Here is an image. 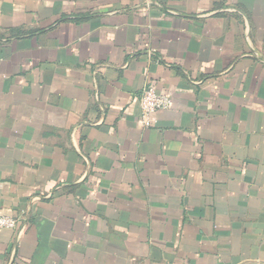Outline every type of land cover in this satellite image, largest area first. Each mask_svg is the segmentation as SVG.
<instances>
[{"label": "crops", "instance_id": "crops-1", "mask_svg": "<svg viewBox=\"0 0 264 264\" xmlns=\"http://www.w3.org/2000/svg\"><path fill=\"white\" fill-rule=\"evenodd\" d=\"M0 215V264H264V0H0Z\"/></svg>", "mask_w": 264, "mask_h": 264}, {"label": "built area", "instance_id": "built-area-1", "mask_svg": "<svg viewBox=\"0 0 264 264\" xmlns=\"http://www.w3.org/2000/svg\"><path fill=\"white\" fill-rule=\"evenodd\" d=\"M140 124L144 128H151L156 122V115L170 110L173 107V99L167 94L158 93L154 86L147 87L141 94ZM22 222L10 216L0 215V230L8 229L17 231L18 237L23 233Z\"/></svg>", "mask_w": 264, "mask_h": 264}]
</instances>
